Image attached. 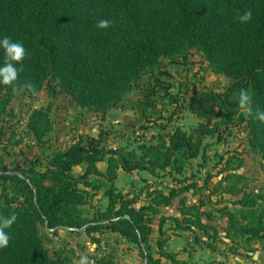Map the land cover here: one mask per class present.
<instances>
[{"label":"trees","instance_id":"trees-1","mask_svg":"<svg viewBox=\"0 0 264 264\" xmlns=\"http://www.w3.org/2000/svg\"><path fill=\"white\" fill-rule=\"evenodd\" d=\"M249 9L252 20L239 22L238 13ZM101 19L111 21L110 26L97 28ZM4 36L22 42L26 56L17 65L23 71L15 84H0V127L14 100L35 97L42 90L52 99L60 93L81 110L105 114L138 90L148 72L158 71L164 57L185 61L198 53L228 83L222 91H202L188 99L186 107L199 121L190 131L175 126L167 141L108 148L100 136L88 145L80 139L54 150L44 169L27 158L13 168L0 162V217H17L5 229L10 239L0 248V264H68L73 252L60 249L50 256L40 227L52 234H84L96 243V234L117 233L137 246L144 264H188L168 251L166 222L174 231L191 233L196 244L208 249L220 241L227 242L233 255L264 251V192L249 189L252 179L239 172L244 159L238 150L219 158L217 172L201 185L207 195L196 202L183 195L186 188L197 187L194 182L167 194L146 188V204L138 207V196L114 186L120 171L163 173L182 183L188 178L178 176L192 160L204 157L207 138L242 126L248 148L264 161V122L255 119L256 108L264 109V0H0V38ZM3 63L0 49V66ZM26 82L34 90L13 93L14 86ZM241 88L251 94V116L238 106ZM167 95L172 104L181 100ZM51 112L49 102L28 116L27 133L41 148L53 129ZM100 162H106L104 172L97 168ZM81 165L83 172L74 175ZM212 175L218 181L210 187ZM100 190L106 206L85 215L84 207ZM178 197L180 217L159 219L154 253L150 216ZM208 206L222 220L221 230L210 224L213 214L204 210ZM97 264L113 261L106 257Z\"/></svg>","mask_w":264,"mask_h":264},{"label":"rangeland","instance_id":"rangeland-1","mask_svg":"<svg viewBox=\"0 0 264 264\" xmlns=\"http://www.w3.org/2000/svg\"><path fill=\"white\" fill-rule=\"evenodd\" d=\"M228 80L220 74H216L208 66L206 60L198 53H191L187 60L180 59L173 60L170 57H164L161 59V67L158 71L148 72L140 82L138 90L132 91L124 98V102L132 99L131 101L141 102L144 109H140V113L137 111L132 112L125 106H129V102L123 105L125 112L138 115L134 122L130 121V128L126 129V137L123 143L130 145V147L136 148L137 142H148L151 139L156 140L165 133L160 131V125H165L166 128H171L174 125H180L186 131H190L196 125V118L188 112L186 109L187 100L193 97L196 93L202 91H214L219 92L227 85ZM179 96L180 102L175 105L172 104L171 99L167 95ZM47 97L48 94L46 93ZM33 97H24L14 100L8 108V113L4 118V121L0 127V159L8 160L10 166L14 164V159L17 162H22L23 158H30L34 161L38 168L43 169L46 166L48 157L47 155L62 144H68L85 132L94 133L100 132L102 129L98 124H92L93 113L90 111H82L76 107L70 105L67 97L57 93L52 101V121L53 129L49 136V142L47 146L39 151L34 139L26 132V119L28 113L33 109L47 104L41 98L36 101L32 100ZM140 100V101H139ZM51 102V101H50ZM63 107L67 108L65 112ZM69 109V110H68ZM89 112V113H88ZM148 112V116L143 115ZM111 114V112H110ZM130 114L123 115L122 122H118L110 126L107 132H110V144L120 142V139H114V134H121V123L127 124ZM141 115V119H140ZM153 118V119H152ZM79 120H82L79 123ZM85 120V121H83ZM128 123V124H129ZM116 125V126H115ZM159 125V126H158ZM82 130H80V128ZM89 126V128L87 127ZM115 126V127H114ZM88 128V129H87ZM167 131L169 129H166ZM154 131V133L152 132ZM103 132V130H102ZM129 132V133H128ZM128 136V139L125 140ZM206 151L204 157H198L190 163L187 170L178 176V178H188L182 183L172 180L163 175L148 177L145 174H136L125 176V178L115 181V186L121 189H127L139 196H143L142 192L146 188H157L164 193L169 192L171 189L180 190L194 182L197 187L186 188L183 191V195L187 196L191 202H196L200 198L207 195L206 189H203L201 185L204 182V178L208 174H215L217 172V163L221 156L225 154L227 150L234 149L242 153L244 159V165L240 169V172L252 179L250 184V190L263 191L264 192V161L261 157L251 151L247 145V137L245 128H231L227 131L212 137L207 138ZM7 154V155H6ZM6 155V157H5ZM9 156V159H7ZM15 163V164H16ZM14 164V165H15ZM209 186L212 187L214 182L218 179L215 175H212ZM102 191L98 192L92 202V205L84 207L85 212L90 213L91 210L103 207L106 203V199L102 195ZM216 199L213 197V200ZM140 200V198H139ZM142 204V201L138 202L136 207ZM205 212L213 214V219L210 221L217 225L221 230L223 226L222 220L214 213L212 206L204 207ZM153 216V215H152ZM150 218H155V216ZM152 222V219H150ZM206 220V218H204ZM155 234V230H154ZM40 235L46 248L49 251L50 256L60 250L72 251L69 253L70 261L68 264H74V261L79 259L80 254L87 255L90 260L97 264L102 258L111 257L113 264H144L143 258L139 255L137 246L128 243L124 238L118 234H110L109 232L103 233L100 237V242L94 243L89 237L84 234L70 233L65 230H60L57 233H51L40 227ZM219 243V242H218ZM184 247L181 251L183 255L190 257L194 256V260H198L196 264H211L217 262L216 259L211 262L210 260L214 255H223L220 253L222 245L218 244L214 255H210L209 252L204 251L201 248V244L195 243L190 235L188 244L183 237L172 238L169 241V248L171 250H178ZM68 253V252H67ZM65 252V254H67ZM154 253L156 251L154 250ZM218 258V256L216 257ZM188 264H194L193 261L182 260ZM235 264H264V252L258 251L253 256H238L234 260ZM231 263V264H234ZM223 264V263H222Z\"/></svg>","mask_w":264,"mask_h":264},{"label":"crops","instance_id":"crops-1","mask_svg":"<svg viewBox=\"0 0 264 264\" xmlns=\"http://www.w3.org/2000/svg\"><path fill=\"white\" fill-rule=\"evenodd\" d=\"M64 96V95H63ZM64 97H66V96H64ZM38 98H41L43 101H46L47 102V104L51 101H53V103H54V100L52 99V98H50L49 96L47 97V95H46V92H45V90H42V91H40L39 93H37L36 95H35V97H33V99L32 100H34V101H36ZM68 98V97H67ZM68 100H69V102H70V105H66V107L68 108L69 106H72V107H76L77 109H80L76 104H74V103H72L71 101H70V99L68 98ZM132 99H129L128 101H125L124 102V100L122 101V103H120L118 106H115V107H111L105 114H99V113H95V112H91V113H93L92 115H93V117L94 118H92L93 120H96V121H93L92 122V124H98L99 126H101V128L100 129H102L103 130V132H102V130L100 131V132H97L96 134H94V133H89V132H85V133H83V135H81L80 137H78L76 140H74V141H72V142H70V143H68V144H62V145H60V146H58V147H56L55 149H52V151L47 155L48 157L46 158V160H47V163H48V158H49V156H50V154L54 151V150H57V149H65L66 147H68L69 145H71V144H73V143H75V142H77L78 140H82L83 141V143L85 144V145H88L90 142H92V141H94V140H97L100 136L103 138V146H105V147H108V148H114V147H118V146H127L128 144H124L123 143V141H124V138H122V137H126V135H124V134H126V132H127V130L126 129H128V128H130V126H131V124L129 123L130 121H132V122H134L135 120V118H137L138 117V115H135V114H131V112L130 113H128V112H125V110H124V108H123V105H126V103L127 102H129V106H125L126 108H128L129 110H132V112H135V111H137L138 113H140V109H144L143 107H145V105H142L141 104V102H138L137 100L136 101H131ZM140 101V100H139ZM47 104H45V105H47ZM45 105H41V106H39V107H37V108H40V107H42V106H45ZM37 108H33L29 113H28V116H29V114L33 111V110H35V109H37ZM53 108V107H52ZM67 108H65V107H63V111L65 112V110H67ZM186 109H187V107H186ZM69 110V109H68ZM81 110V109H80ZM188 110V109H187ZM52 111H53V109H52ZM82 111H84V110H82ZM110 112H111V114H110ZM189 112V111H188ZM89 113V112H88ZM126 114H130L129 115V117H131L130 119H128V121H127V124H123V123H121V127H122V133L121 134H114V136H113V138L114 139H120V138H122L121 140H120V142H117V143H113V144H110L109 143V139H110V132L108 131L107 132V130H109L110 129V126H113V124H116V123H118V122H122V119L123 118H121L123 115H125L126 116ZM191 114V113H190ZM51 115H52V112H51ZM143 115H145V116H148V115H150V114H148V112H145L144 114L142 113V117H143ZM192 115V114H191ZM28 116H27V119H26V132H27V120H28ZM194 116V115H193ZM195 117V116H194ZM196 118V117H195ZM140 119H141V115H140ZM153 119V118H152ZM82 120H79V123L81 122ZM83 121H85V120H83ZM198 119L196 118V125H197V123H198ZM129 123V124H128ZM117 125V124H116ZM115 125V126H116ZM195 125V126H196ZM114 126V127H115ZM159 126V125H158ZM175 126H180V125H174L173 127H171V128H166L165 127V125H163V126H161L160 125V131L161 132H163V133H165L163 136H160L159 138H157L156 140H154V139H151L153 142H160L161 140H168V138H169V136L173 133V129H174V127ZM194 126V127H195ZM88 128H89V126H87ZM180 127H182V126H180ZM79 128H80V126H79ZM87 128V129H88ZM183 128V127H182ZM245 128V127H244ZM166 129H169L168 131L166 130ZM184 129V128H183ZM80 130H82L81 128H80ZM184 130H186V129H184ZM153 133H154V131H152ZM129 133V132H128ZM128 139V136H127V138L125 139V140H127ZM35 142V141H34ZM35 144L37 145V149L39 150V151H41L42 149L44 150V148H41L40 146H38V144L35 142ZM230 150H233V149H230ZM228 151V150H227ZM7 155V154H6ZM6 155H5V157H6ZM27 159H29L30 160V158H28V157H26ZM26 158H23L24 160L26 159ZM7 159H9V156H7ZM0 162H3L4 164H6L9 168H13L15 165V163H16V160L14 159V164L13 165H11L10 166V163L8 162V160H2V159H0ZM47 163H46V166H47ZM46 166H44V168L46 167ZM43 168V169H44ZM97 168L100 170V171H102V172H104L105 171V169H106V162H100V163H98L97 164ZM41 169V168H40ZM83 170H84V166L83 165H81V166H78V167H76L74 170H73V174L74 175H79L80 173H82L83 172ZM239 172H240V170H239ZM145 174V175H147L148 177H152V175L151 174H149L147 171H134V172H131V173H125V172H122V171H120L119 173H118V178L116 179V180H119V183H120V181H121V179H123V178H125V176H130V175H136V174ZM160 175H163V173H161ZM167 177V176H166ZM169 178V177H168ZM115 180V181H116ZM115 181H114V186H115ZM218 181V179L214 182V184L216 183ZM213 184V185H214ZM119 191H121L122 193H124V194H128L129 196H138L139 198H140V200H138V202H140V201H142V204L141 205H145L146 204V200H145V197H144V194H145V190H143V192H142V194H143V196L141 197V196H139V194H135V192H131L130 191V189L129 190H127V189H121L120 187L118 188L117 186H115ZM100 191H102V193H103V190H100ZM100 191H98V192H100ZM98 192H96L95 193V196H96V194L98 193ZM164 193V192H163ZM168 193V192H167ZM167 193H164V194H167ZM103 195V197L106 199V197L104 196V194H102ZM180 197H182V195L180 196ZM180 197H178V198H176V199H174L173 200V202H172V204L171 205H169L168 207H158V212L155 214V215H153V216H155V218H150V219H152V222L150 223V236H149V244L152 246V251L154 252V250L155 251H157L156 250V241H157V239L159 238V219L162 217V216H165V217H176V218H179L180 217V214H179V210H178V203H179V200H180ZM95 198V197H94ZM215 200V199H214ZM93 202V201H92ZM106 204H107V199H106V203H105V205L103 206V207H105L106 206ZM137 204V203H136ZM91 206H93L92 205V203L90 204ZM135 206H137V205H135ZM91 212H92V210H91ZM91 212L90 213H87V212H85V210H84V214L85 215H90L91 214ZM152 216V215H151ZM152 216V217H153ZM203 221L204 222H208L209 223V221L208 220H204L203 219ZM210 224H212V225H216V224H214V223H212V222H210ZM171 222H166L165 223V225L163 226V230L165 231V234H164V236H163V238H166L167 239V248H168V251L169 252H171V253H176L177 254V256H178V258L180 259V260H189V261H195L194 262V264H196V263H198V262H196V261H198V260H194V256L193 255H191L190 257H188V256H185V255H183V253H182V249L184 248V247H186V246H184V247H181L180 249H179V246L177 245V244H175L177 247H178V250H171L170 248H169V241L172 239V238H176V237H183V238H185L186 239V244H188V239L190 238V235H191V237L193 238V235L191 234V233H189V232H185V231H174V230H172L171 229ZM217 226V225H216ZM154 230H155V234H154ZM107 233V232H106ZM110 234H112V235H114V234H117V233H111V232H109ZM101 235L102 234H96V235H94L96 238H99L100 239V237H101ZM119 235V234H118ZM120 236V235H119ZM121 237V236H120ZM201 238V237H200ZM193 240H194V238H193ZM93 242V241H92ZM195 242V241H194ZM219 242V243H218ZM218 242H215L214 243V245H213V247H214V250L216 249V247L218 248V244H221L222 245V248H221V251H220V253H222L223 255L221 256V255H217L218 256V258H216L217 256L216 255H214V253H212L211 254V252H215V251H213V250H211V249H208V248H206L205 246H203V245H199V246H201V248H203L204 249V251H207V252H209L210 253V255H214L213 256V258L210 260L211 262H213L214 260L213 259H216V261L217 262H215L214 264H217V263H220V264H231V263H234V260L238 257V256H242V255H233V254H231L230 252H229V250H228V248H229V245L227 244V242H220V241H218ZM94 243H96V242H94ZM98 243V242H97ZM219 249V248H218ZM258 251H261V250H258ZM257 251V252H258ZM257 252H255L254 254H256ZM264 252V251H263ZM254 254H251V255H248V254H246V253H244L243 255H248V256H253ZM109 258H111V257H109ZM113 261V260H112ZM235 264V263H234Z\"/></svg>","mask_w":264,"mask_h":264},{"label":"clouds","instance_id":"clouds-1","mask_svg":"<svg viewBox=\"0 0 264 264\" xmlns=\"http://www.w3.org/2000/svg\"><path fill=\"white\" fill-rule=\"evenodd\" d=\"M253 18L252 10H246L242 14L238 13L236 19L241 23L250 22ZM111 21L101 19L97 22L96 27L99 29H106L110 26ZM0 49L4 52V63L0 66V84L5 86L14 85L19 78V74L23 71L22 65L17 67L18 64L24 60L26 56V49L22 42L14 41L11 38L4 36L0 38ZM22 90L32 91L34 86L31 82H26L23 85H16L12 88L13 93L19 95ZM238 106L250 116L253 115L252 97L249 91L241 88L237 93ZM255 119L264 122V109L256 108ZM15 214L10 217H0V248L7 247L9 243V235L5 229L11 227L16 221ZM74 264H94L87 255L80 254L79 259L74 261Z\"/></svg>","mask_w":264,"mask_h":264},{"label":"water","instance_id":"water-1","mask_svg":"<svg viewBox=\"0 0 264 264\" xmlns=\"http://www.w3.org/2000/svg\"><path fill=\"white\" fill-rule=\"evenodd\" d=\"M12 174H14V175H20V172L14 171V172H12Z\"/></svg>","mask_w":264,"mask_h":264}]
</instances>
